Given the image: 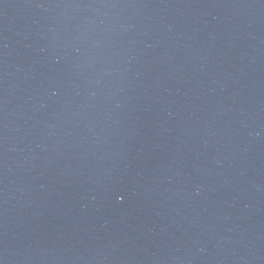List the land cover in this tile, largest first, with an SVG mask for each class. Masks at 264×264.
Wrapping results in <instances>:
<instances>
[{
	"label": "water",
	"instance_id": "1",
	"mask_svg": "<svg viewBox=\"0 0 264 264\" xmlns=\"http://www.w3.org/2000/svg\"><path fill=\"white\" fill-rule=\"evenodd\" d=\"M0 264H264V0H0Z\"/></svg>",
	"mask_w": 264,
	"mask_h": 264
}]
</instances>
